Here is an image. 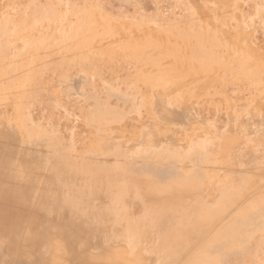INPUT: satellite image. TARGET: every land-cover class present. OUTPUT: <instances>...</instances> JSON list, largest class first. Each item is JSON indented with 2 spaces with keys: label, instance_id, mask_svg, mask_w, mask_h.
Wrapping results in <instances>:
<instances>
[{
  "label": "rangeland",
  "instance_id": "rangeland-1",
  "mask_svg": "<svg viewBox=\"0 0 264 264\" xmlns=\"http://www.w3.org/2000/svg\"><path fill=\"white\" fill-rule=\"evenodd\" d=\"M0 131V157L23 164L15 184L30 182L0 208L35 228L0 239V264H161L154 248L198 210L160 208L138 172L173 166L200 175L194 201L214 218L169 264L253 211L222 264H264V0H0ZM105 172L127 202L107 219L66 225L39 201L43 186L91 196Z\"/></svg>",
  "mask_w": 264,
  "mask_h": 264
},
{
  "label": "bare ground",
  "instance_id": "bare-ground-1",
  "mask_svg": "<svg viewBox=\"0 0 264 264\" xmlns=\"http://www.w3.org/2000/svg\"><path fill=\"white\" fill-rule=\"evenodd\" d=\"M149 159L150 158L146 159L147 162L150 161ZM22 165V163H19L15 168L11 169L10 167L12 166L9 164V160L4 157H0V195L13 201V203L16 205L23 202L22 200L24 195H22L19 191L13 189V187L21 189L28 194L30 192V182L24 187H20L15 184L18 175H20V173H24ZM57 168H59V166ZM172 170L174 172L167 174L166 177H155L143 169L141 170V172H138V175L141 177L139 179H142V181L144 182L143 188L145 193L147 194L148 200L158 203V206L160 208L165 207L169 210L171 209V211L172 209H175L179 213H185V215L187 214L191 206H194L196 208L195 210H198V212H191L196 214L194 223L192 222L189 225L184 224L180 229H178V231H175V233L171 235L169 239L162 242L161 244H157L156 248H154L155 245H151L152 249L154 248L155 250H157L161 264H169L168 260L171 256L175 260L181 257L182 253L192 242V238L195 236L194 234H197L198 231L203 227L210 225V222L214 218L213 212L207 211L205 208H203V206L199 207L198 202L194 201L196 195L200 193V184H198L200 175H198L196 171L190 172L188 174L182 173L174 166ZM102 181V184L104 185L101 188L93 190V194L91 196H86L84 198L75 196L69 201H66L62 197L50 198L49 195L52 193V190H50V188L47 186H43L41 189L39 201H42L44 198H46V206H48L49 210L60 209L67 213V219H64L63 221L66 225H71V223L69 222L71 216L78 217L83 214L82 210H87L88 212L87 215L83 214V217L91 218V215L93 214L92 210L96 209L100 213V215H97L99 219L101 217L102 219H107V217H111L112 213H114V206L125 205L127 202L122 197L120 199H116L117 201H114V196L118 193V189L113 186L111 175L108 172H105L103 174ZM104 190L112 194L110 203L108 202L106 205H102V203L100 202V192ZM120 192H122V196L125 194V191ZM68 212H71V214L69 215ZM254 213L257 212H249L243 217H238L231 220L228 225L221 228L202 247H199V249L194 254L187 257L183 264H222V261L224 257H226V254L231 250H235L237 248L232 247L235 242L242 241V243H245L250 238V234H252L254 228L249 227L248 223L250 217ZM22 218H24V216L18 215L17 212L0 208V227L4 229L5 232L7 230L11 231V233L8 232V234L6 233L4 236H2L0 232V239H6L15 234V236H17V232L21 234L22 228L23 230L25 229L29 232V237L34 238L35 228L32 224L34 222L30 221V224L28 222L21 227L20 221L22 220ZM93 218L95 220H98L95 216H93ZM190 233L191 235H189ZM48 243L53 245V243L50 241H48ZM215 245H218L220 250L218 249L217 253L213 254L211 253V251L213 250V247ZM59 248L56 245L51 247L52 254L50 259H52V262L56 257ZM243 262H245L244 259L242 260V263ZM246 263L247 262L243 264Z\"/></svg>",
  "mask_w": 264,
  "mask_h": 264
}]
</instances>
